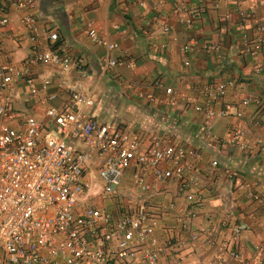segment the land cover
<instances>
[{
    "label": "crops",
    "instance_id": "crops-1",
    "mask_svg": "<svg viewBox=\"0 0 264 264\" xmlns=\"http://www.w3.org/2000/svg\"><path fill=\"white\" fill-rule=\"evenodd\" d=\"M32 12L39 25L56 32L54 45L82 58L83 70L30 65L27 73L37 92L30 95L22 75L14 76L7 86L11 112L5 122L14 126L28 115L46 123L45 106L64 104L66 87L79 82L93 101L85 112L97 122H114L138 136L142 147L162 136L201 152L197 187L182 188L172 179L153 181L148 174L150 187L136 199L144 201L157 222L151 240V246L161 249L156 264H204L215 257L218 244L229 241L234 225L239 235L229 245L237 257L225 255L223 264H264V107L240 104L243 97L264 92V0H34ZM19 14L10 10L0 27V63L16 70L31 50ZM185 17H190L188 24ZM88 27L117 47L108 51L91 42ZM256 39L262 44L252 49ZM185 44L190 50L182 49ZM208 44L215 49L206 50ZM48 47L42 43L37 49ZM100 56L120 64L99 71ZM44 79L49 83L41 89ZM228 81L232 85L224 94L206 104L207 89ZM170 97L172 103L166 101ZM223 103L242 107L241 116L219 114ZM194 105L215 113L207 117L206 109L196 111ZM234 129L243 131L237 139L250 149L230 143ZM72 144L85 150L77 140ZM212 160L215 166H210ZM96 168L93 161L85 166L95 183L81 202L113 211L109 196L94 195L99 191ZM225 170L236 175L229 178ZM129 175L127 170L122 188L129 187ZM246 189L259 199L249 197ZM197 190L201 197L195 215L181 222L185 193ZM191 232H196L194 240L188 238Z\"/></svg>",
    "mask_w": 264,
    "mask_h": 264
},
{
    "label": "built area",
    "instance_id": "built-area-1",
    "mask_svg": "<svg viewBox=\"0 0 264 264\" xmlns=\"http://www.w3.org/2000/svg\"><path fill=\"white\" fill-rule=\"evenodd\" d=\"M34 0H0V27L8 22V12L17 10L19 22L31 42V50L22 61V69L16 70L8 63H0V264H156L160 247L151 246L155 216L144 209V201L136 200L150 187L145 179L151 175L153 181L175 180L182 188L197 187L196 161L201 152L192 146L172 144L168 138L153 136L141 146L138 136L120 128L114 122H97L85 110L92 105L90 95L81 89L79 82L66 87L68 100L61 106L51 103L45 106L46 123L33 116H23L16 125L5 122L10 110L7 86L14 76H21L30 95L38 86L28 76L32 64H48L61 71L70 67L83 70V60L67 50L54 45L56 32L38 24L33 14ZM177 11L182 7L178 6ZM242 16H247L244 12ZM190 17L184 18L188 24ZM168 27L163 25V30ZM257 29L262 30L259 23ZM88 39L113 50L116 42L99 37L92 27L86 29ZM49 47L38 50L40 44ZM262 44L256 39L252 49ZM206 50L215 46L206 45ZM184 51L190 45L182 46ZM187 64V60L184 61ZM120 64V61L100 56L97 69L105 70ZM49 83L44 79L39 88ZM232 81L217 83L207 89V103L220 98ZM169 93L170 88H165ZM54 94L48 96L53 99ZM172 103V97L166 100ZM252 103L258 109L264 107V92L250 94L241 99V106ZM196 111L205 110L211 117L215 112L208 107L194 105ZM219 114L241 116L242 107L223 103ZM257 123V120H254ZM230 143L250 149L251 145L239 142L242 130L234 129ZM72 140H77L85 150L77 149ZM89 161L97 165L96 172L100 193L109 196L112 202L122 196L137 195L132 204H120L108 210L92 203L81 202L93 184L86 173ZM212 160L210 166H215ZM129 170V187L122 188L121 182ZM234 177L235 172L225 170ZM200 190L185 193L187 208L179 219L195 215L200 202ZM246 194L259 197L246 189ZM141 197V196H140ZM230 238L215 247V257L204 264H223L225 255L236 258L237 254L229 243L239 235V228H230ZM191 240L196 232L188 236ZM211 243V236L205 239Z\"/></svg>",
    "mask_w": 264,
    "mask_h": 264
},
{
    "label": "rangeland",
    "instance_id": "rangeland-1",
    "mask_svg": "<svg viewBox=\"0 0 264 264\" xmlns=\"http://www.w3.org/2000/svg\"><path fill=\"white\" fill-rule=\"evenodd\" d=\"M94 183H92V184H94ZM129 190H130V195L131 196L126 195V196L120 197L121 199L119 201L114 202L115 206L118 207V205L123 204V203L124 204H132L133 203L132 199L136 197L137 193L133 189H129ZM121 202H123V203H121Z\"/></svg>",
    "mask_w": 264,
    "mask_h": 264
}]
</instances>
